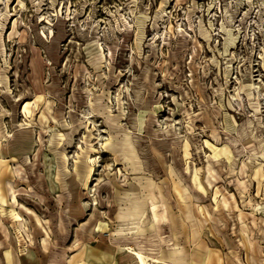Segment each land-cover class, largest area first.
I'll return each mask as SVG.
<instances>
[{
    "label": "rangeland",
    "instance_id": "obj_1",
    "mask_svg": "<svg viewBox=\"0 0 264 264\" xmlns=\"http://www.w3.org/2000/svg\"><path fill=\"white\" fill-rule=\"evenodd\" d=\"M135 253L264 264V0H0V264Z\"/></svg>",
    "mask_w": 264,
    "mask_h": 264
},
{
    "label": "crops",
    "instance_id": "obj_2",
    "mask_svg": "<svg viewBox=\"0 0 264 264\" xmlns=\"http://www.w3.org/2000/svg\"><path fill=\"white\" fill-rule=\"evenodd\" d=\"M94 263L95 262L93 259H90V258H88L87 255H84L83 259H80V260H79V258L69 259L67 264H94Z\"/></svg>",
    "mask_w": 264,
    "mask_h": 264
},
{
    "label": "bare ground",
    "instance_id": "obj_3",
    "mask_svg": "<svg viewBox=\"0 0 264 264\" xmlns=\"http://www.w3.org/2000/svg\"><path fill=\"white\" fill-rule=\"evenodd\" d=\"M137 256L138 264H147L146 258L142 253H135Z\"/></svg>",
    "mask_w": 264,
    "mask_h": 264
}]
</instances>
